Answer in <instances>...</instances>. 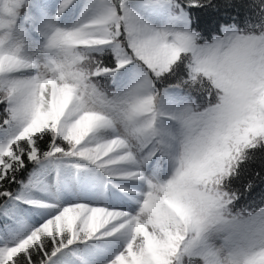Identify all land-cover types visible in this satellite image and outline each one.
I'll use <instances>...</instances> for the list:
<instances>
[{
    "label": "snow or ice",
    "instance_id": "6c2138e0",
    "mask_svg": "<svg viewBox=\"0 0 264 264\" xmlns=\"http://www.w3.org/2000/svg\"><path fill=\"white\" fill-rule=\"evenodd\" d=\"M0 0V264H264V0ZM247 187V186H246Z\"/></svg>",
    "mask_w": 264,
    "mask_h": 264
},
{
    "label": "trees",
    "instance_id": "16d2710c",
    "mask_svg": "<svg viewBox=\"0 0 264 264\" xmlns=\"http://www.w3.org/2000/svg\"><path fill=\"white\" fill-rule=\"evenodd\" d=\"M214 3L216 7L213 9L195 11L199 26L205 30L233 19L238 27H244L245 18L254 16V10L250 7L252 0H214ZM228 183L230 190L238 195L236 209L243 211L264 205V149H257L250 159L240 164L236 175Z\"/></svg>",
    "mask_w": 264,
    "mask_h": 264
}]
</instances>
